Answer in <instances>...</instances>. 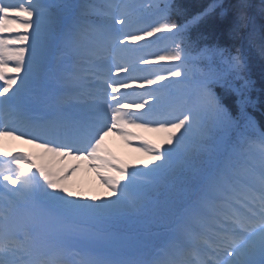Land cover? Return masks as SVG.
Here are the masks:
<instances>
[{
	"label": "snow or ice",
	"instance_id": "6c2138e0",
	"mask_svg": "<svg viewBox=\"0 0 264 264\" xmlns=\"http://www.w3.org/2000/svg\"><path fill=\"white\" fill-rule=\"evenodd\" d=\"M147 7L159 18L143 26L142 0H0V138L42 150L0 147V264H264V133L250 137L255 125H241L216 91L210 62L226 50L192 41L171 0ZM251 7L236 0L229 32L259 40L264 54ZM209 11L229 15L223 0ZM161 40L164 54L151 53ZM57 44L64 63L53 69ZM161 60L174 63L155 67ZM244 66L240 49L228 55L230 69ZM127 128L167 134L139 147L147 171L103 149L110 133L137 139ZM57 158L104 171L109 197L75 199L67 181L81 164L57 171ZM161 190L163 206L149 208ZM146 211L164 219L165 241L148 259H125L116 221Z\"/></svg>",
	"mask_w": 264,
	"mask_h": 264
},
{
	"label": "trees",
	"instance_id": "16d2710c",
	"mask_svg": "<svg viewBox=\"0 0 264 264\" xmlns=\"http://www.w3.org/2000/svg\"><path fill=\"white\" fill-rule=\"evenodd\" d=\"M153 2L163 5L167 0H152L151 3ZM216 2L217 0H171L173 16L178 19V23L188 26V36L199 47L218 44L226 50L223 60L217 57L210 62L222 76V83L216 86V91L241 125L250 120L255 129L264 133V54L260 51V41L249 45L246 40L230 35L229 28L234 18L231 6L236 0H223L225 7L229 9L226 17L222 18L210 11L209 14L202 15ZM250 3L252 7L249 15L259 33L264 30V0H250ZM247 31L248 29H244L241 35L245 36ZM237 49L241 50L245 60V66L239 71L228 67V55H235ZM255 129L249 131L248 135H255ZM160 192L164 197L163 191ZM151 212L148 211L147 214L150 215ZM138 219L139 224L142 222L155 228L154 222L147 220L144 213L138 215Z\"/></svg>",
	"mask_w": 264,
	"mask_h": 264
},
{
	"label": "rangeland",
	"instance_id": "374dc122",
	"mask_svg": "<svg viewBox=\"0 0 264 264\" xmlns=\"http://www.w3.org/2000/svg\"><path fill=\"white\" fill-rule=\"evenodd\" d=\"M148 23V21L145 22V24ZM148 25V24H146ZM4 36H9V33H4L2 34ZM15 36V35H11ZM160 48H156L155 51L152 52V50H149L151 53H158ZM11 63V62H10ZM9 75H12L11 73ZM23 75V73H21ZM2 83V82H0ZM130 111H135V109H129ZM125 131H130L132 132L137 139H131V141H127L124 137L115 134V133H110L107 137L104 139L103 143V149L106 152L111 153L122 165H126L128 169L131 170H138V169H144V164L148 162V156L143 152L139 150V147L145 143H148L150 146L151 145H156L155 142L154 144L148 142V139H156L157 137L159 140H161V144L164 143L166 133L164 132H157V131H146L144 129H136V128H127ZM116 140L118 142H121V147L120 145L118 146L120 149H122V154L121 155H116L115 152L113 151V145L114 141ZM17 139H13L11 137H3L0 138V147L4 148L7 152L13 150V149H19L17 145ZM116 149L118 150L116 144L114 145ZM37 148V147H36ZM81 164V167L73 173L67 183H71L72 189L77 190V193L80 195L78 196L79 199H83L82 202L88 201V198L92 196H97L100 197L101 199L105 198V195L107 198L109 197L110 194L108 188L101 182L99 179V175H105L106 173L104 171H97V169L92 168L90 166V162L88 161H74L71 158H65L61 162L59 158L56 159L54 162V168L55 170H60L65 167H69L73 164ZM14 166V165H13ZM150 166V165H149ZM15 167V166H14ZM75 187V188H74ZM79 191V192H78ZM103 197V198H102Z\"/></svg>",
	"mask_w": 264,
	"mask_h": 264
},
{
	"label": "bare ground",
	"instance_id": "6f19581e",
	"mask_svg": "<svg viewBox=\"0 0 264 264\" xmlns=\"http://www.w3.org/2000/svg\"><path fill=\"white\" fill-rule=\"evenodd\" d=\"M18 145L20 146L21 150L31 151V153H33L34 155L38 154L42 151L39 148H35L34 144H28L24 140H18ZM38 162L40 163V161H38Z\"/></svg>",
	"mask_w": 264,
	"mask_h": 264
}]
</instances>
